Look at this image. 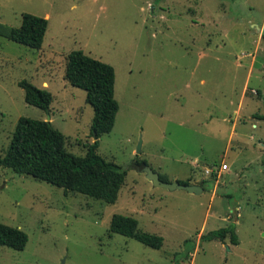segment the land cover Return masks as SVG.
Segmentation results:
<instances>
[{"label": "rangeland", "instance_id": "374dc122", "mask_svg": "<svg viewBox=\"0 0 264 264\" xmlns=\"http://www.w3.org/2000/svg\"><path fill=\"white\" fill-rule=\"evenodd\" d=\"M24 12L48 21L40 49L8 38ZM263 26L264 0H0V154L20 116L85 154L93 108L64 74L81 50L114 67L118 111L97 152L126 170L110 204L0 166V222L28 237L0 245V264H264ZM24 79L52 93L49 113L25 102ZM138 161L202 191L153 186ZM115 213L162 247L109 232ZM231 223L237 245L200 239Z\"/></svg>", "mask_w": 264, "mask_h": 264}, {"label": "trees", "instance_id": "16d2710c", "mask_svg": "<svg viewBox=\"0 0 264 264\" xmlns=\"http://www.w3.org/2000/svg\"><path fill=\"white\" fill-rule=\"evenodd\" d=\"M47 26L46 18L24 12L21 24L9 29L8 38L29 48L40 49ZM261 37L264 39V26ZM64 74L72 86L86 92L85 100L93 108L90 124L93 141L87 145L85 154L75 155L68 151L65 147L66 136L49 120L20 116L5 153L0 154V166L60 187L65 194L75 191L113 204L125 181L126 170L103 158L97 148L99 138L112 130L118 111V102L114 96V67L81 50H72L66 57ZM19 86L24 91L26 103L49 113L53 100L49 90L37 87L25 79L19 82ZM143 162L146 163H136ZM160 178L165 180L161 175ZM179 181L189 184L188 181ZM108 231L133 238L155 249L161 248L164 241L160 235L140 230L136 218L120 213L112 215ZM226 238L233 245L239 243L234 223L200 236L203 241L223 242ZM27 241V234L23 230L0 222V245L23 250ZM189 242L186 241L187 244ZM191 249L193 247L186 246L180 254L184 253L186 259Z\"/></svg>", "mask_w": 264, "mask_h": 264}, {"label": "water", "instance_id": "95a60500", "mask_svg": "<svg viewBox=\"0 0 264 264\" xmlns=\"http://www.w3.org/2000/svg\"><path fill=\"white\" fill-rule=\"evenodd\" d=\"M258 29L260 28L258 27ZM139 152H140V144L137 145V150H136V153H139ZM134 166L139 172H142L145 174L146 179H148L152 183L153 186L164 187L169 190L182 189L192 194H198L202 191L201 181H198L197 183H192V184L190 183L184 184V183H181L179 180L165 181L160 178L159 173L154 171L145 162L141 164H137L134 162Z\"/></svg>", "mask_w": 264, "mask_h": 264}, {"label": "crops", "instance_id": "0c3cea01", "mask_svg": "<svg viewBox=\"0 0 264 264\" xmlns=\"http://www.w3.org/2000/svg\"><path fill=\"white\" fill-rule=\"evenodd\" d=\"M176 180H178V179H176Z\"/></svg>", "mask_w": 264, "mask_h": 264}]
</instances>
